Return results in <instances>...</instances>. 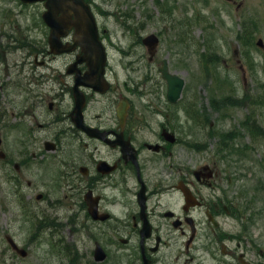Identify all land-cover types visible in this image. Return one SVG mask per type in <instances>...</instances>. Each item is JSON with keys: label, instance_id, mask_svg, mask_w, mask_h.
<instances>
[{"label": "flooded vegetation", "instance_id": "obj_1", "mask_svg": "<svg viewBox=\"0 0 264 264\" xmlns=\"http://www.w3.org/2000/svg\"><path fill=\"white\" fill-rule=\"evenodd\" d=\"M6 16L0 19V63L7 65L0 72V176L38 230L54 235L56 224L65 228L62 220L74 232L77 224L86 264H264V236L225 233L232 180L216 164L187 163L177 154L182 140L162 83L120 85L106 29L86 45L72 28L61 38L68 53L36 46L13 72L10 43L21 37L5 31ZM47 59L61 64L49 76L37 70L49 66ZM31 168L41 182L25 181ZM33 193L35 210L27 208ZM99 244L103 263L95 260Z\"/></svg>", "mask_w": 264, "mask_h": 264}, {"label": "rangeland", "instance_id": "obj_2", "mask_svg": "<svg viewBox=\"0 0 264 264\" xmlns=\"http://www.w3.org/2000/svg\"><path fill=\"white\" fill-rule=\"evenodd\" d=\"M88 2L98 21L106 26L117 43H114L117 53L114 69L121 85L125 86L129 80L140 88L145 87V83L151 85L146 82V77L159 73L163 60L168 61L172 73L185 80L182 99L175 108L177 121L174 126L182 140L177 154L180 153L187 163L212 166L217 162L219 168L227 170L218 153L221 141L236 130L237 134L233 136L241 135L240 132L242 138L235 139L234 143L252 150L241 155L239 166L231 169L230 175L234 172V179L237 176L241 179L239 184H234L233 195L245 184H259L262 188L264 134L256 140L243 125L249 120L253 125L264 127V48H259L256 43L260 38L264 41V0ZM44 10L40 3L24 5L19 0H0V19L7 14L10 23L5 31L11 36L21 35L29 44L47 51L49 31L40 17ZM152 33L159 35L160 45L155 60L150 63L149 54L139 39ZM247 36L252 37L250 42L244 41ZM25 47L10 50L8 54L13 72L21 71L24 55L30 49V46ZM2 51L0 48V53ZM125 54L127 57L124 58ZM48 61L49 66L42 70L50 75L51 70L61 64ZM6 67L0 63V72ZM26 68L29 72V67ZM224 104L227 105L224 107ZM220 105H223L221 109ZM153 120L163 122L156 115ZM210 132L219 135L211 137ZM187 142L199 144L200 150L188 147ZM51 179L49 177L47 181ZM41 180L40 172L35 168L27 170L26 182L39 183ZM35 195L33 193V199L29 201L33 210L38 206ZM18 198L12 184L0 176V264H66L71 257H75V264H86L85 240L81 232H71L67 226L56 236H49V232L32 236V222L24 217ZM239 225L227 219L226 231L236 234ZM250 233L251 236H264V219L250 226ZM7 234L28 252L25 258L10 250ZM56 243L77 246L79 256L73 253L68 256L65 251L60 254Z\"/></svg>", "mask_w": 264, "mask_h": 264}, {"label": "water", "instance_id": "obj_3", "mask_svg": "<svg viewBox=\"0 0 264 264\" xmlns=\"http://www.w3.org/2000/svg\"><path fill=\"white\" fill-rule=\"evenodd\" d=\"M25 3H32L37 1L45 2L47 12L44 14V19L47 24L52 28V35L50 43L53 46L57 41L58 36L63 32L65 28L71 25L70 15L73 13L78 21L74 24L78 29L79 35L84 36L87 30L92 31L94 29L93 18L91 17V11L84 0H22ZM58 13L62 14V21L56 20ZM148 46L155 47L158 44V38L156 36H150L144 41ZM259 45H263L260 40ZM164 77L168 80L169 92L168 96L171 102L176 103L181 97V93L185 84L182 78L175 75H171L168 72V67L163 69ZM104 259V256L99 258Z\"/></svg>", "mask_w": 264, "mask_h": 264}, {"label": "trees", "instance_id": "obj_4", "mask_svg": "<svg viewBox=\"0 0 264 264\" xmlns=\"http://www.w3.org/2000/svg\"><path fill=\"white\" fill-rule=\"evenodd\" d=\"M251 39H252V37H251V36H247L246 40H244V41H245V42H250V41H251ZM240 41H241V39H240Z\"/></svg>", "mask_w": 264, "mask_h": 264}]
</instances>
